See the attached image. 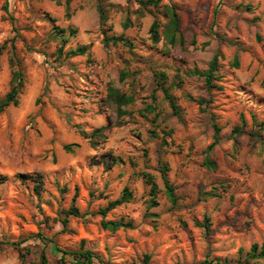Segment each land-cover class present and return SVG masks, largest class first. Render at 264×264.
<instances>
[{
    "label": "rangeland",
    "instance_id": "rangeland-1",
    "mask_svg": "<svg viewBox=\"0 0 264 264\" xmlns=\"http://www.w3.org/2000/svg\"><path fill=\"white\" fill-rule=\"evenodd\" d=\"M165 4L183 45L163 36ZM12 58L24 85L0 111V264H76L64 251L82 241L95 264H264L250 256L264 244V0H0V100ZM126 186L132 199L105 219L132 226L103 228L100 208Z\"/></svg>",
    "mask_w": 264,
    "mask_h": 264
},
{
    "label": "trees",
    "instance_id": "trees-1",
    "mask_svg": "<svg viewBox=\"0 0 264 264\" xmlns=\"http://www.w3.org/2000/svg\"><path fill=\"white\" fill-rule=\"evenodd\" d=\"M140 2L142 4H154L155 6H157L160 2V0H140ZM5 10L7 12H9V5L8 3L5 4ZM164 9H165V14L167 15V22L164 24L163 27V36L166 40V42H168L169 44H171L172 46H176V45H183L185 42V38L183 36V33L181 31V17L176 9V7L172 4H165L164 5ZM11 18L13 19V17L11 16ZM14 20V19H13ZM160 27L161 24L158 21H155L152 24L151 27V32L153 35V38L155 41H158L160 39ZM72 31H74L72 29ZM108 42L109 41H123V42H127L122 36L120 37H115V36H107L106 37ZM86 51V47L82 46L78 49H73L70 50L68 53L70 55H79V54H84ZM13 55L15 56V51L13 52ZM17 62V65L19 66L17 69H14L13 71V86L12 89L4 96V98H2L0 100V111H3L7 106H9L10 104H15L17 105L19 103V93L21 92V89L24 85V75H23V71L22 68L19 64V61L15 60V58L11 59V65L15 66ZM235 65L238 66L239 62L238 60L235 61ZM218 70V66H217V59H213L211 62V65L209 67V69H207L205 72H201V74L203 76H205L206 78V83L208 87H214L216 86L213 83V79L216 77L215 76V71ZM165 92H166V97L170 100V103L174 109V111L176 113H178V106L175 103L174 98L169 94L168 89L165 88ZM113 97L115 98V100L119 103V105L122 104H127L129 102H131L133 100L132 97H128L124 94H119L118 91H116L115 93H112ZM99 130V129H98ZM98 130L94 131L93 133H87L84 132V136L87 138H90V141L92 144H95V139L93 138L95 135L99 136ZM236 132H241V130H239L237 127L235 129ZM219 132V127H216V136H215V140L213 143H211V145L208 147V156L205 159V164L206 167L209 169H216L217 167V163L215 162V160H213L210 156V154L212 153V150L214 148V146L217 144L219 138L217 137V134ZM101 135V134H100ZM78 143H73V144H66L65 145V149L67 151H73V146H77ZM117 158H115L116 160ZM119 160H121V158H119ZM148 182L151 183V189H150V196H151V203L149 204L150 207L152 206H156L158 205V200H157V191H158V186L155 183L154 179L148 175ZM42 183V181L40 180L38 184ZM165 183H166V187H167V194L170 198V200L174 203L176 202V196H175V191H174V187L172 184H170L168 182V180H166L165 178ZM38 186V190H39V186ZM133 197V193L132 191L129 189V187H125L122 194L114 199L111 200L107 203L106 206L100 208V213L103 215V219L101 221V226L105 229L111 230V231H116L120 228H124V227H131L132 226V222L131 221H123V220H107L105 219V217L107 216L108 212L115 209L116 207H118L121 204H124L128 201H130ZM69 215H74V216H79L80 215V211L79 208L76 205H72L69 210L67 211L66 216L63 218L62 223L64 225V227L66 228L69 222L68 216ZM206 227H209V223H207ZM64 254H71L74 256L75 260H76V264H95L96 260L99 259V257L91 250L88 248H84V241H82L81 243V249L77 250V251H64ZM250 256L251 258H264V244L259 245L257 243H255L250 251ZM150 259V255L146 254L145 255V261L148 262ZM201 264H212V261L209 259H205Z\"/></svg>",
    "mask_w": 264,
    "mask_h": 264
}]
</instances>
